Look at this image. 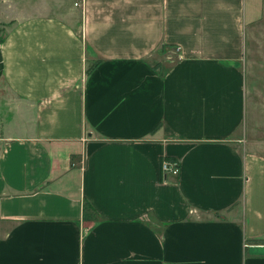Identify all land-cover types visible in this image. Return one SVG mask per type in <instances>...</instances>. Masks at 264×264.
Instances as JSON below:
<instances>
[{
	"label": "crops",
	"instance_id": "obj_1",
	"mask_svg": "<svg viewBox=\"0 0 264 264\" xmlns=\"http://www.w3.org/2000/svg\"><path fill=\"white\" fill-rule=\"evenodd\" d=\"M259 1L0 0V264H264Z\"/></svg>",
	"mask_w": 264,
	"mask_h": 264
},
{
	"label": "rangeland",
	"instance_id": "obj_2",
	"mask_svg": "<svg viewBox=\"0 0 264 264\" xmlns=\"http://www.w3.org/2000/svg\"><path fill=\"white\" fill-rule=\"evenodd\" d=\"M23 1V0H22ZM78 3V1L82 0H50V3L54 5V7H64L71 4ZM1 6V5H0ZM4 11V12H3ZM258 13L264 19V2L263 0L259 1ZM6 11L2 10L0 13L4 14ZM257 35H260L262 38L256 44V48L250 50V55H247V65L252 67V78H254L255 83H253V87H255L254 93H257V102L258 104L264 105V75L261 74V71L264 73V24L259 25ZM254 82V81H253ZM262 94V95H261ZM261 109V107H258ZM261 115L264 119L263 110H261ZM264 121V120H263ZM261 131L264 133V126H262Z\"/></svg>",
	"mask_w": 264,
	"mask_h": 264
},
{
	"label": "built area",
	"instance_id": "obj_3",
	"mask_svg": "<svg viewBox=\"0 0 264 264\" xmlns=\"http://www.w3.org/2000/svg\"><path fill=\"white\" fill-rule=\"evenodd\" d=\"M180 161L179 159L163 156L161 159V172L163 175L178 176L180 173Z\"/></svg>",
	"mask_w": 264,
	"mask_h": 264
},
{
	"label": "trees",
	"instance_id": "obj_4",
	"mask_svg": "<svg viewBox=\"0 0 264 264\" xmlns=\"http://www.w3.org/2000/svg\"><path fill=\"white\" fill-rule=\"evenodd\" d=\"M98 62H99V60L94 61L92 64H90V65L88 66V68H87V73H90V72L93 70L94 66H95ZM155 66L157 67V64H155ZM86 205H87V202H86ZM261 241H264V240H261Z\"/></svg>",
	"mask_w": 264,
	"mask_h": 264
}]
</instances>
